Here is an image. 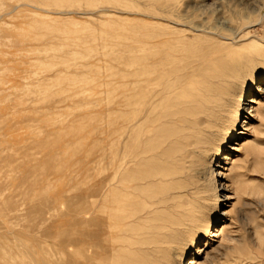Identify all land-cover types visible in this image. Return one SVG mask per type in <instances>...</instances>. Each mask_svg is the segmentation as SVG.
Instances as JSON below:
<instances>
[{"label": "rangeland", "instance_id": "rangeland-1", "mask_svg": "<svg viewBox=\"0 0 264 264\" xmlns=\"http://www.w3.org/2000/svg\"><path fill=\"white\" fill-rule=\"evenodd\" d=\"M157 31L200 63L241 65L211 104L207 162L235 129L219 192L217 166L140 180L154 158L95 185L125 116L117 82ZM186 251L187 264H264V0H0V264H177Z\"/></svg>", "mask_w": 264, "mask_h": 264}, {"label": "bare ground", "instance_id": "bare-ground-1", "mask_svg": "<svg viewBox=\"0 0 264 264\" xmlns=\"http://www.w3.org/2000/svg\"><path fill=\"white\" fill-rule=\"evenodd\" d=\"M147 36L142 56L132 59L130 73L117 82L116 111H124L125 116L117 127L116 152L111 157L100 159L95 185L100 186L102 190L111 191L117 187L116 177L119 174L133 166L144 164L149 158H154L158 164L153 174L143 176L140 180L149 183L176 182L199 167L217 166L216 169L209 170V176L214 189L219 192L222 186L217 178L223 175L219 166L223 167L225 160L230 159L228 152L231 147L228 145L234 140L235 129L223 136L219 153L207 162L205 149L214 112L211 104L215 97L226 91L230 78L238 75L241 65L219 61L216 66H208V63H200L193 55L188 54L189 44H172L165 39L163 31L148 32ZM199 75L203 77L204 82L196 79ZM193 79L199 80L195 89H182L184 84H191ZM250 88L251 86H248L245 92H249ZM195 91L201 93L199 103L193 98ZM242 96L243 94L239 95L240 99L236 101L235 123L241 122ZM179 120L182 121L181 124ZM231 137L233 138L230 140ZM123 150L128 151L123 153ZM140 185L138 183L134 187ZM83 195L89 196L88 188ZM131 217L126 216L124 223L131 222ZM217 221L218 226L206 232L204 246L222 232L219 230L221 220ZM166 227L164 226L163 230H167ZM194 249L198 250L197 246H194ZM191 252H183L177 264H187L193 254ZM196 252L194 251V254Z\"/></svg>", "mask_w": 264, "mask_h": 264}]
</instances>
